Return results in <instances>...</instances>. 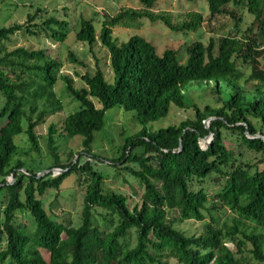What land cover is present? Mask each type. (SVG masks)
Wrapping results in <instances>:
<instances>
[{"label":"trees","instance_id":"trees-1","mask_svg":"<svg viewBox=\"0 0 264 264\" xmlns=\"http://www.w3.org/2000/svg\"><path fill=\"white\" fill-rule=\"evenodd\" d=\"M138 1L140 9H119L101 23L98 33L93 20L83 18L74 31L76 42L90 52L98 43L108 53L111 83L96 62V72L81 76L84 86L76 89L46 50L7 47L16 34L63 43L72 31L67 20L46 16L38 8L24 24L0 28L1 115L6 116L0 129V264H166L165 259L177 264H264V141L256 138L264 139V65L259 62L264 57V0H205L208 24L228 18L234 34L188 45L185 64L171 49L158 56L142 37L118 43L113 29L140 30L147 20L174 33H197L205 17L184 12L174 22L171 15L154 12L161 0ZM229 6L245 7L253 16L245 32L239 29L241 17ZM67 57L83 67L71 52ZM238 62L248 67V76ZM58 81L78 104L61 131L68 139L81 137L80 159L75 163L70 152L67 162L61 160L59 131L50 125V163H35L33 157L28 163L26 157L40 153L36 129L62 112L54 92ZM191 84H201L213 103L188 102L185 88ZM171 106L191 111L193 118L149 132L147 126L166 119ZM116 107L134 112L141 129L123 139L117 158L102 163L116 175L138 181L142 193L134 206L122 193L105 192V178L94 168L99 160L92 154L94 135L105 128L106 112ZM22 135L26 150L15 143ZM54 169L65 172L53 176ZM45 171L49 173L38 177ZM73 174L84 191L77 227L52 219L42 204L48 191L60 192ZM209 182L219 187L211 201L205 188ZM221 210L232 215L231 224H220L215 213ZM21 213L31 218L33 231L15 225ZM186 222L202 224V231L187 236L177 229ZM41 251L49 255L47 263Z\"/></svg>","mask_w":264,"mask_h":264},{"label":"rangeland","instance_id":"rangeland-1","mask_svg":"<svg viewBox=\"0 0 264 264\" xmlns=\"http://www.w3.org/2000/svg\"><path fill=\"white\" fill-rule=\"evenodd\" d=\"M140 7L141 5L138 0H0V28L9 27L13 24H24L26 22V16L33 13V11L38 8L42 9L46 16H55L56 18L67 20L72 31L68 34L67 39L63 43L52 42L44 37L33 38L23 34H16L7 47L9 50L20 47L29 50H46L50 57L56 59L61 64L60 75L70 77L74 82V87L80 89L84 86L80 77L86 73L94 74L96 72V62H98V67L104 74L107 82L111 83L113 77L109 65L108 53L105 49L97 43L93 47L92 52H90L87 45L76 42L74 31L77 29L79 19L93 20V25L98 33L101 23L107 18L113 17L119 9L127 8L138 10ZM153 10L154 12H163L171 15L174 22H176L179 14L184 12H196L205 17V24L197 33H174L161 23L151 24L147 20H143L140 30L114 28L113 38L118 43H125L133 36L142 37L155 48L158 56H161L166 49H171L177 52L179 62L185 64L187 60L186 48L188 45L198 41L206 45L211 36L234 34V23L228 18H219L218 21L212 25L208 24L209 12L205 0H161L156 4ZM228 10L234 11L236 15L241 17L242 23L239 28L241 32H245L250 28L254 19L253 16L247 13L245 7L235 8L234 6H229ZM261 21L264 22V6L262 9ZM211 28H213L212 32ZM69 52H71L78 61L83 63V67L73 65L68 61L67 56ZM259 62L263 66L264 57L260 58ZM237 64L239 69L248 76L250 73L248 67L242 66L241 62ZM201 88V84H191L185 88V95L188 102L196 103L199 106L213 103L209 99L210 96L208 92L205 94ZM54 92L62 103V112L47 118L45 123L36 129V133L39 137L40 153L39 157L35 154H31L26 158L23 157L28 163H30L29 159L31 157L36 158L35 163H50L47 158L46 148V135L50 125H56L59 131L56 138V146L61 160L64 163L67 162V156L70 152L75 154V163L80 159V157L76 155L81 152V137L68 139L61 131L63 120L76 111L78 104L65 94L62 82H57ZM3 105L4 98L0 94V129L6 123V116L1 115ZM134 117V112H126L120 107L107 111L105 114V128L103 131L94 135V141L91 147L92 154L99 159L94 161V168L105 178L103 182L104 191L119 192L130 197L132 206L139 203V197L142 193V190L138 186V181L134 177L126 174L116 175L114 169L102 162L117 158L120 154L119 150L123 144V139L136 134L141 129L134 120ZM187 118H193V113L191 111H180L174 106H171L169 116L164 120L148 125L147 130L149 132H157L160 129L177 125ZM207 141L208 140L205 141L203 148L207 146ZM15 143H17L22 150H26L28 147L26 138L23 135L15 139ZM227 146L231 147L229 145ZM82 157V161L87 160V157ZM32 167L37 170L38 173L37 164H33ZM76 179L77 176L74 174L67 177L62 182L60 192L57 193L50 190L46 193L44 198H42L43 207L52 219L70 224L73 227H77L80 222L82 197L84 193L82 188L76 186ZM8 182L10 183L11 180L8 179ZM205 188L209 200L211 201L212 196L217 193L219 187L209 182ZM215 214L220 220V224L229 225L232 223V215L229 212L221 210ZM206 220H208V217ZM15 225H24L30 232L34 230V224L26 213H21L16 216ZM177 229L187 236H192L202 231V224L186 222L180 224ZM133 244L134 241L132 242V245ZM228 247L233 249L232 245H228ZM41 255L47 263L49 255L44 251H41ZM165 263L177 264L174 260L166 259Z\"/></svg>","mask_w":264,"mask_h":264},{"label":"water","instance_id":"water-1","mask_svg":"<svg viewBox=\"0 0 264 264\" xmlns=\"http://www.w3.org/2000/svg\"><path fill=\"white\" fill-rule=\"evenodd\" d=\"M205 125H206V128H208V122H206ZM210 136H211V134H210ZM256 138L262 139L264 141V139L261 138V137H256ZM206 140H208V138L204 139V141H206ZM180 150H181V147H180ZM51 172H52L53 176L54 175H57L58 176V175H62L65 171H62V170H52ZM47 173H49V172L48 171L47 172L45 171V172L39 174L38 177H42L43 175H45ZM10 180H11L10 183H12L13 182V176L10 178Z\"/></svg>","mask_w":264,"mask_h":264}]
</instances>
